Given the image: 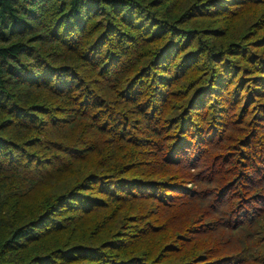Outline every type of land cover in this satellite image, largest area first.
Wrapping results in <instances>:
<instances>
[{"label":"trees","instance_id":"trees-1","mask_svg":"<svg viewBox=\"0 0 264 264\" xmlns=\"http://www.w3.org/2000/svg\"><path fill=\"white\" fill-rule=\"evenodd\" d=\"M0 264H264V0H0Z\"/></svg>","mask_w":264,"mask_h":264}]
</instances>
